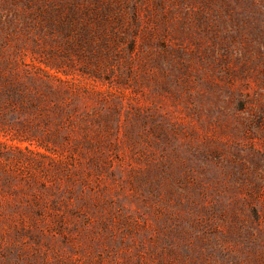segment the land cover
Here are the masks:
<instances>
[{
    "label": "rangeland",
    "instance_id": "1",
    "mask_svg": "<svg viewBox=\"0 0 264 264\" xmlns=\"http://www.w3.org/2000/svg\"><path fill=\"white\" fill-rule=\"evenodd\" d=\"M0 264H264V0H0Z\"/></svg>",
    "mask_w": 264,
    "mask_h": 264
}]
</instances>
